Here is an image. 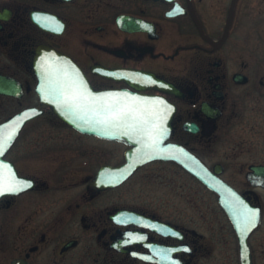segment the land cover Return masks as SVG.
I'll list each match as a JSON object with an SVG mask.
<instances>
[{
  "label": "flooded vegetation",
  "instance_id": "flooded-vegetation-1",
  "mask_svg": "<svg viewBox=\"0 0 264 264\" xmlns=\"http://www.w3.org/2000/svg\"><path fill=\"white\" fill-rule=\"evenodd\" d=\"M262 14L264 0H0V76L22 90L0 98L28 101L0 122L26 107L44 110L3 156L30 186L0 196V264H243L244 248L251 264H263ZM50 50L78 66L94 90L170 105L158 147L80 131L43 103L39 71L51 60L59 64L51 69H70ZM173 143L220 179L219 192L177 161L154 157ZM131 152L142 161L119 180L115 167ZM157 164L170 178L178 168L191 176L212 198L207 213L179 216L175 187L156 191ZM142 196L153 204L117 200ZM242 206L257 213L250 230ZM67 212L94 235L81 237L72 223L67 233Z\"/></svg>",
  "mask_w": 264,
  "mask_h": 264
},
{
  "label": "snow or ice",
  "instance_id": "snow-or-ice-1",
  "mask_svg": "<svg viewBox=\"0 0 264 264\" xmlns=\"http://www.w3.org/2000/svg\"><path fill=\"white\" fill-rule=\"evenodd\" d=\"M56 71L58 74L52 81L49 94L55 96L57 102L67 111L82 120L88 118V123L94 120L95 123L107 127L122 129L124 135L146 141L145 146L149 149L158 147L165 132L163 124L171 111V106L164 100H139L127 96L121 98L111 94L94 96L78 76H70L66 69ZM28 115L26 113L19 119H26ZM13 135L14 132L6 135L0 133V156L4 154V146L13 139ZM29 186L17 180L9 166L0 163V195L20 192ZM256 217L255 211L242 206L239 219L244 230L255 226Z\"/></svg>",
  "mask_w": 264,
  "mask_h": 264
},
{
  "label": "water",
  "instance_id": "water-1",
  "mask_svg": "<svg viewBox=\"0 0 264 264\" xmlns=\"http://www.w3.org/2000/svg\"><path fill=\"white\" fill-rule=\"evenodd\" d=\"M50 52L51 53H50L49 57H51V58L55 57L59 63L63 64L66 67H69L71 69V70L70 69L67 70L70 76H73V77L78 76L79 78H81L80 77L81 73H80V71L77 70L78 66H76L69 58L64 57V55L56 53L55 51H52V50H50ZM45 54H46V52H45ZM47 55L48 54H46V56ZM63 58H67L70 61H66V62L62 61L61 62L60 59H63ZM51 61L53 62V60H51ZM42 67H43V65H42ZM45 67H46V70L39 71L40 80H39L38 86L36 88L37 91L39 92L40 96H41L42 102L49 104L57 114L67 118L69 123L73 124L78 129H80L84 132H90V133L100 132L99 128H98L99 124L95 123L94 120L92 123H88L87 122L88 118L82 120L77 115H73L72 113L67 111L64 107H62L57 102L55 96L49 94V89L52 87V81L56 79L58 73H57L56 69L47 70V67L52 68L51 65L46 64ZM82 81L84 83H86L88 91H90L94 96L95 95L111 94L113 96H117V97H121V98H124L127 96V97H136L139 100L155 99L153 97H145V96L136 95V94L131 93L127 90L125 92L108 91V90H103V91L102 90H94L91 87V85L85 79H82ZM5 84L11 85V83L8 82L6 77L0 76V91L1 92H3V93H17L18 92V94H20L22 92V90H20V89L18 91L17 90L14 91L10 88H7V86H5ZM122 102H129V101H122ZM42 112H43V109H41L39 107H29V108H26V109L22 110L21 112L15 114L10 119H8L7 121H4L0 124V133L6 135L9 132H14L13 139L11 141H9L4 146V153L12 145V143L14 142L16 137L18 136V134H19L22 126L25 124V122L27 120H29L31 117L38 115V114H41ZM26 113L29 114L26 119H19V118H22L23 115ZM108 129H109L108 131H110V132H108L107 134L111 135V137H115L118 139H121L124 137V135H118V134H123L122 129L112 128V127H108ZM133 153L134 152H131V154H129V156H130L129 157V163L118 168L119 173L123 175L122 176L123 178L128 176L135 169V167L138 166L140 164V162L142 161V160H136V158L133 156ZM3 155L0 156V163L9 166L11 171L15 174V177L17 180L24 182V183H27V184H30L29 182H27L28 179H26L24 177H18V173H17L14 165L10 161L4 159ZM154 157L177 159L182 164H184L186 167H188L191 171H193L195 174H197L200 178H202L204 181H206L210 185H212L213 188H216L217 190H219L221 187L219 185V180L213 179L208 170H206L205 168L197 167L198 161L196 159H194L192 156H190V154L181 145H178V146L175 145V147L173 148V150L169 154H158V155H154ZM199 166H201V165H199ZM9 193H12V192L4 193V194H9ZM245 238H246V234L242 235L243 244H245V242H246ZM242 250H243L242 251L243 264H251L249 251L246 252L245 248Z\"/></svg>",
  "mask_w": 264,
  "mask_h": 264
},
{
  "label": "rangeland",
  "instance_id": "rangeland-1",
  "mask_svg": "<svg viewBox=\"0 0 264 264\" xmlns=\"http://www.w3.org/2000/svg\"><path fill=\"white\" fill-rule=\"evenodd\" d=\"M262 18H264V14L261 15ZM28 101L26 99H24L21 102H12L10 99L8 100L7 98H0V121L5 119L10 113H13L17 110H19L20 108H22L23 106L27 105ZM157 166V168L155 169L156 172V176H158L160 174V172L162 173V183L157 184L160 185L161 187H157L156 191L163 193H165V189L167 187L170 188L171 186L177 190V201L173 200V202H178V211L177 213L179 214V216H183L184 218H188L190 221V216H191V212L192 210H195V216L196 217H202V215L207 213V203L209 202L210 205L212 203V198H208V193L203 190L201 187L198 186V184L194 181V179L189 176L186 172H184L181 168H178V171L176 173L172 172V177L170 178L169 176V172L166 170V165H155ZM145 171H141V173H143ZM88 173V172H87ZM140 173V174H141ZM147 185V183H146ZM148 186V185H147ZM125 190L126 188H122L120 190L121 194H125ZM138 194H135L134 197H136ZM163 200H170L171 198H162ZM117 200H120L119 202H130V203H141L143 202V200H146V203H151L153 204L154 202V198H143L139 197V198H117ZM184 204H190V210L186 211L184 210ZM213 205V204H212ZM211 205V206H212ZM66 219L65 223L67 224V228H66V232H70L74 229V226H76V223L69 218L70 217V212L66 213ZM181 216V217H182ZM69 223H72L73 225H69ZM77 230L78 231H72V232H76L78 233L81 237L86 238V235H94L93 231H84L85 228L81 227V225H79L78 222V226ZM86 239L85 242L86 243ZM261 246V245H258ZM87 249V248H84ZM260 249V248H258ZM263 259L264 256L262 255ZM264 264V263H263Z\"/></svg>",
  "mask_w": 264,
  "mask_h": 264
}]
</instances>
